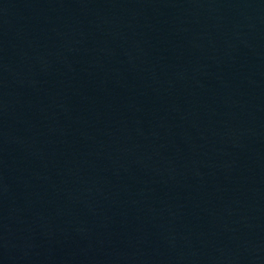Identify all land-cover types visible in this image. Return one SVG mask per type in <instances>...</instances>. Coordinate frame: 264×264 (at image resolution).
Listing matches in <instances>:
<instances>
[{"label":"water","instance_id":"95a60500","mask_svg":"<svg viewBox=\"0 0 264 264\" xmlns=\"http://www.w3.org/2000/svg\"><path fill=\"white\" fill-rule=\"evenodd\" d=\"M0 264H264V0H0Z\"/></svg>","mask_w":264,"mask_h":264}]
</instances>
